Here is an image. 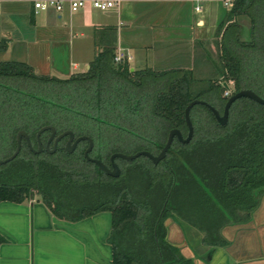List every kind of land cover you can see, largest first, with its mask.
I'll return each mask as SVG.
<instances>
[{"label":"trees","instance_id":"16d2710c","mask_svg":"<svg viewBox=\"0 0 264 264\" xmlns=\"http://www.w3.org/2000/svg\"><path fill=\"white\" fill-rule=\"evenodd\" d=\"M239 16L247 20L244 39L235 20L221 30L224 21ZM104 29L108 33L83 71L45 75L23 61H0V158L14 150L18 130L35 148V132L43 125L90 136V155L104 162L113 152L156 154L170 129L185 137L183 109L192 99L221 114L234 91L251 89L264 98V0H232L216 26L214 67L222 83L197 79L182 68L130 71L125 58L113 61V27ZM5 48L0 38V52ZM225 82L231 84L228 95H223ZM188 115L190 139L182 143L173 137L161 160L153 165L146 159L152 182L137 190L142 198L137 203L134 191L117 187V179L96 169L81 147L67 153L60 142L53 153L35 154L24 140L16 156L0 164V201L20 203L35 195L53 215L70 220L108 211L111 264H192L166 240L163 221L171 217L196 231L199 245L214 247L226 244L219 233L223 225L249 219L264 195V104L239 97L229 105L224 124L199 103ZM48 132L40 134L42 142ZM127 171L121 166V175ZM81 180L114 186L117 198L90 208L76 205L73 194Z\"/></svg>","mask_w":264,"mask_h":264},{"label":"crops","instance_id":"0c3cea01","mask_svg":"<svg viewBox=\"0 0 264 264\" xmlns=\"http://www.w3.org/2000/svg\"><path fill=\"white\" fill-rule=\"evenodd\" d=\"M33 1L0 0L5 50L15 49L17 60L35 73L66 76L78 62L87 68L109 26L114 54L122 51L120 56L132 69L182 68L211 74L220 35L215 29L232 0H113L100 13L93 12L90 0L75 11L68 9L67 0L59 11L34 9ZM240 17L224 21L221 30L233 20L241 28ZM49 62H63L66 70ZM257 205L248 220L220 228L225 245H200L198 259L184 241L192 229L181 231L171 222L169 230L165 224V238L192 264H264V195ZM109 233L108 211L70 220L53 215L35 195L20 203L0 201V264H111Z\"/></svg>","mask_w":264,"mask_h":264},{"label":"rangeland","instance_id":"374dc122","mask_svg":"<svg viewBox=\"0 0 264 264\" xmlns=\"http://www.w3.org/2000/svg\"><path fill=\"white\" fill-rule=\"evenodd\" d=\"M103 10H105V9H103ZM103 10L93 8V12H96V13H100ZM238 22L240 24H242L241 29H240V33H241V39H244V38H246V36L248 34L247 20L245 17L241 16L239 18ZM119 53H120V55L121 54L123 55L122 51L121 52L119 51ZM211 56H212V59L215 60L216 55L213 52L211 53ZM19 57H20L19 54L13 48H7L4 52H0V61L17 60V59H19ZM57 63L58 62H56V63L49 62V65H51V66L55 65V67L57 66L58 69H60V67H62L64 69L63 71L66 70L67 66H65V63L64 64H63V62H60L58 64ZM82 70H83V66H82L81 62H78V66L76 69L71 68V72H79ZM215 72L213 71V72H211V74L206 75L207 74L206 71L205 72H203V71L197 72L196 70H194L192 72V74H193V77H195L197 79L198 78H210L213 81H218V80L221 81L217 72L216 73ZM213 73H215V74H213ZM221 83H222V81H221ZM226 84L225 85L229 89L231 87L230 86L231 84L229 82H227ZM137 140L140 141V143H142V141H143L141 139H137ZM143 143H145V142L143 141ZM0 159H2V158H0ZM146 159H148V158H146L145 156H138V157H136L134 159H130V160L122 159L124 161H121L120 158L118 160V158H117V161H118L120 166H123V168H125V169H127V167H128V171L126 173H124L123 175L120 174V175L115 177V179H117L116 180L117 187L121 188L122 186H127V188H129V190L134 191L132 194H133V199L135 200L136 203L141 201V199H142L140 194H137V190L141 191L142 188L147 187L149 184L151 185V182H152L151 178H149L150 176L148 175V173H146L145 170L146 169L149 170L150 168H153V167L151 165H149V163L147 162ZM78 183L80 185L79 190L76 191L77 193L73 194L74 195L73 202L76 205L84 206L86 208L87 207L90 208L92 206L97 205L99 202H104L105 200H107V202H109V201L111 202L112 200H115V198H117L116 194L118 191L114 188V186H112L113 187L112 188L111 186H107V184L102 185V184H98L96 182L94 183L93 181L88 182V181H84V180H81ZM261 196L259 198H261ZM257 207H258V205L255 206V208H257ZM255 208L251 211V214L256 210ZM171 222L176 224V226L179 227L181 229V231L189 230V228H190L188 226L181 227L180 224H178V222H176L174 219H172L171 217H167L164 219L163 224H164V226H165V224L167 225L168 230L170 229V226L172 225ZM190 229H192V228H190ZM196 234H198V233H196V231L193 230L192 235L185 237L184 241L186 243V246L192 251L194 258L198 259V257H199L198 253H200V250H199L200 245H198ZM129 238L130 237H128V239ZM134 238L135 239L137 238V240H140V238L138 236L137 237L135 236ZM136 247L137 246L134 245V247H132L130 250L134 251V250H136Z\"/></svg>","mask_w":264,"mask_h":264},{"label":"water","instance_id":"95a60500","mask_svg":"<svg viewBox=\"0 0 264 264\" xmlns=\"http://www.w3.org/2000/svg\"><path fill=\"white\" fill-rule=\"evenodd\" d=\"M129 70L131 71L132 68L129 67ZM239 97H246V98H249V99H251V100H253L259 104H264V98L260 97L256 93H254L251 89H240V90L234 91L231 94H229L225 100L221 114H219L215 108H213L211 105H209L205 101L200 100V99H192L191 101H189L186 104V106L183 109V119H184V123H185L186 129H187V132H186V135L184 138L181 136V133L179 132L178 129L172 128L168 131L164 144L162 145V147L160 148V150L156 154H152L147 150H138V151H135L134 153H131V154H125L122 152H113L109 156L110 168L107 167L100 159L91 158L87 155V152L89 151L90 145H91V141L87 136H84V135L78 136L70 144L69 141L72 139L73 134L70 130H64L54 138V141H56L58 138H60L64 135H67V140H66L63 148L65 151L69 152V151H71L74 144L78 140L87 139L88 140V146L83 151V156L85 157V159L92 162L96 166L97 169L101 170L105 174L112 176V177H116L119 173V169H118L117 165L114 163V160H113L114 158L130 160V159H134L138 156H145L146 158H148L150 160V162L155 164L164 157L165 152H166L167 148L169 147L173 137H175L178 141H180L182 143H186L190 139L191 134H192V126H191V122H190L189 115H188L189 109L192 105L199 103V104L206 106L211 111L216 123L217 124H224L226 119H227V110H228L229 105L231 104V102L233 100H235ZM45 130H49V135H48V138L44 144V149L48 152H51L53 150V147H54V142H53L52 149H48V143H49L50 139L52 138L54 131H55L53 126L43 125L36 131L35 138L37 141V147L35 149L32 148L30 141H29V137L26 134V132L24 130H18L15 134L14 150L7 157L0 159V164L6 163L7 161L13 159L16 156V154L18 153L19 148H20L21 139H23L25 141L26 145L28 146V148L32 152H34V153L39 152L41 150V144H40L38 136L41 132H43Z\"/></svg>","mask_w":264,"mask_h":264},{"label":"built area","instance_id":"2783aa9c","mask_svg":"<svg viewBox=\"0 0 264 264\" xmlns=\"http://www.w3.org/2000/svg\"><path fill=\"white\" fill-rule=\"evenodd\" d=\"M67 7L70 11H75L79 7H82L84 5V0H67ZM113 4V0H90V5L93 8L103 10L108 8ZM32 6L34 9H40L45 10L48 8H52L56 11H59L63 7V1L62 0H36L33 1ZM122 59V57L118 54H114L113 61L115 63L119 62ZM229 89L225 87L223 91V95H228Z\"/></svg>","mask_w":264,"mask_h":264},{"label":"flooded vegetation","instance_id":"af4514ba","mask_svg":"<svg viewBox=\"0 0 264 264\" xmlns=\"http://www.w3.org/2000/svg\"><path fill=\"white\" fill-rule=\"evenodd\" d=\"M64 131V130H63ZM62 132V131H61ZM61 132H56V131H54V134H53V136H52V138L50 139V141H49V143H48V149H52V147H53V142H54V147H53V150L51 151V152H48V151H46L45 149H44V144H45V142H46V140H47V138H48V135H49V132L47 133V135H46V137H45V139L43 140V142L41 141V139H40V134L42 133H40L39 134V136H38V138H39V141H40V144H41V150L39 151V152H41L42 150H44V151H46L47 153H53L55 150H56V148H58V144L60 143V142H62V145H61V147H62V149H63V151H65L64 150V144H65V142H66V140H67V135H64V136H62V137H60V138H58L56 141H54V138L59 134V133H61ZM36 133V132H35ZM73 134V133H72ZM81 135H84V136H87L89 139H90V141H91V145H90V149H89V151L87 152V155L89 156V157H91V158H93L91 155H90V153L92 152V150H93V141H92V139H91V137L90 136H88V135H86V134H80V135H74L73 134V136H72V139L69 141V143L71 144L72 142H73V140L76 138V137H78V136H81ZM34 139H35V142H36V146H35V148L37 147V141H36V138H35V135H34ZM23 139H21V141H22ZM21 141H20V146H21ZM29 141H30V139H29ZM25 142V141H24ZM26 144V143H25ZM30 144H31V142H30ZM88 146V140L87 139H80V140H78L75 144H74V146H73V148L71 149V151H69V152H67V151H65V152H67V153H71L72 151H74L77 147H81V154H82V156H83V151L86 149V147ZM28 147V146H27ZM33 148V147H32ZM34 148V149H35ZM20 149V148H19ZM30 150V149H29ZM31 151V150H30ZM39 152H37V153H39ZM34 153V152H33ZM37 153H35V154H37ZM111 154V153H110ZM110 154L108 155V160L106 161V162H104V161H102L107 167H109L110 168V161H109V156H110ZM84 157V156H83ZM85 158V157H84ZM114 160V163L117 165V167H118V169H119V173H118V175H120V173H121V166L119 165V163L117 162V158H114L113 159ZM90 162V161H89ZM97 169V168H96ZM99 170V169H98ZM104 173V172H103ZM107 175V174H106ZM117 175V176H118ZM109 176V175H108ZM112 177V176H111Z\"/></svg>","mask_w":264,"mask_h":264}]
</instances>
